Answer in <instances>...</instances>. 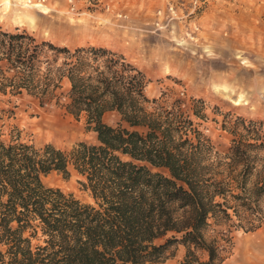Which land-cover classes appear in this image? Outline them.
I'll return each mask as SVG.
<instances>
[{
	"label": "trees",
	"instance_id": "obj_1",
	"mask_svg": "<svg viewBox=\"0 0 264 264\" xmlns=\"http://www.w3.org/2000/svg\"><path fill=\"white\" fill-rule=\"evenodd\" d=\"M47 49L52 60L61 52L63 59L53 69L47 58L41 71L39 57ZM63 78L68 90L54 93ZM147 81L108 47L71 49L25 30L0 29V91L25 89L42 101L56 97L75 116L83 112L96 137L65 148L37 146L14 126L8 141L0 138V264H145L162 260L177 241L186 248L179 264L222 262L223 244L208 240L204 228L210 218L231 219L230 196L247 205L264 190L260 170L247 185L258 160L264 161V121L236 116L221 162L230 169L219 179L207 176L209 166L199 159L201 132L173 108L149 109L147 103L157 100L146 96ZM111 109L128 126L105 122ZM71 169L92 201L42 181L50 171L68 176ZM197 250L207 259L199 261Z\"/></svg>",
	"mask_w": 264,
	"mask_h": 264
},
{
	"label": "rangeland",
	"instance_id": "obj_2",
	"mask_svg": "<svg viewBox=\"0 0 264 264\" xmlns=\"http://www.w3.org/2000/svg\"><path fill=\"white\" fill-rule=\"evenodd\" d=\"M0 29L25 30L38 41L71 49L97 45L122 53L147 77L144 92L157 100L149 101L148 108H173L180 118L191 120L185 125L201 132L205 145L199 159L209 166L207 176L219 179L230 169L221 162L236 116L264 121V0H0ZM44 54L39 57L41 71L54 52ZM57 57L51 59L53 69L63 53ZM59 84L56 94L70 86L66 78ZM41 98L25 89L0 91V138L8 141L16 126L22 140L37 146L65 148L79 140L95 141L83 112L75 116L56 97ZM102 119L128 126L115 109L105 111ZM263 165L259 159L248 186L259 170L264 172ZM41 178L46 185L92 201L74 169L68 176L53 170ZM233 191L240 189L233 186ZM229 198L235 205L227 209L231 219L210 218L204 235L223 244L220 264H247L241 257L245 246L251 254L264 255V190L247 205ZM185 252L177 241L162 260L145 264H179ZM196 254L199 261L207 259L205 252Z\"/></svg>",
	"mask_w": 264,
	"mask_h": 264
},
{
	"label": "crops",
	"instance_id": "obj_3",
	"mask_svg": "<svg viewBox=\"0 0 264 264\" xmlns=\"http://www.w3.org/2000/svg\"><path fill=\"white\" fill-rule=\"evenodd\" d=\"M248 247L249 246H245L244 249H242L241 251V257L243 261L246 262L247 264H263L264 255L260 257L256 254H251L248 252Z\"/></svg>",
	"mask_w": 264,
	"mask_h": 264
},
{
	"label": "bare ground",
	"instance_id": "obj_4",
	"mask_svg": "<svg viewBox=\"0 0 264 264\" xmlns=\"http://www.w3.org/2000/svg\"><path fill=\"white\" fill-rule=\"evenodd\" d=\"M43 5V4H42ZM48 131V130H47ZM46 135H47V133H46Z\"/></svg>",
	"mask_w": 264,
	"mask_h": 264
}]
</instances>
